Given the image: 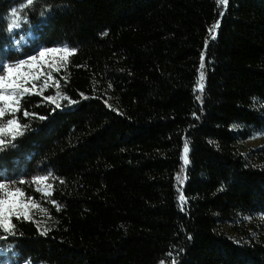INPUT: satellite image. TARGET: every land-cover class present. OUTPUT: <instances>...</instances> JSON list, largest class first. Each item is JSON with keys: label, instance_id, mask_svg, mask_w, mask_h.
Instances as JSON below:
<instances>
[{"label": "trees", "instance_id": "16d2710c", "mask_svg": "<svg viewBox=\"0 0 264 264\" xmlns=\"http://www.w3.org/2000/svg\"><path fill=\"white\" fill-rule=\"evenodd\" d=\"M12 20L77 51L43 91L76 103L26 95L1 137L0 178L38 205L0 230L10 264H264V146L242 148L264 136V0H0V44Z\"/></svg>", "mask_w": 264, "mask_h": 264}, {"label": "snow or ice", "instance_id": "6c2138e0", "mask_svg": "<svg viewBox=\"0 0 264 264\" xmlns=\"http://www.w3.org/2000/svg\"><path fill=\"white\" fill-rule=\"evenodd\" d=\"M228 0H218L219 4H227ZM33 0H27V5L31 6ZM12 15L18 17L16 9H12ZM15 23V22H14ZM13 24H9L11 29ZM214 27H218V24ZM214 38V37H213ZM74 47H48L43 46L41 43H37L33 49V53L27 54L24 58L17 59L15 61H0V71L5 74L0 75V137L5 134H10L13 139L23 134V128L19 123L18 113L21 111V103L26 95H42L43 100L54 104L56 108L61 107L60 101L67 100L70 104H75V100L67 96L60 95L59 92L55 96L47 95L43 96V91L49 87V80H52L51 69L55 68L56 72L60 71V65L68 61L69 57L76 53ZM51 54L57 63L48 65L49 71L43 72L44 64L46 63V57ZM204 56H201V69L204 68ZM44 76V82L42 85H38L37 81ZM201 82L204 79V73L200 74ZM31 84V87L28 85ZM6 115H10L6 123H3V118ZM30 113L27 109L23 110V117L28 118ZM32 116L37 114L32 113ZM45 119V117H39ZM5 144L4 139H0V146ZM185 163H187L188 144H184ZM4 165L3 158H0V166ZM47 176L34 177L33 180L37 183L46 181ZM21 184L25 183L20 181ZM37 191H42L45 194H50V186L45 184L43 189L37 188ZM185 197L180 196L181 202ZM52 203L55 205L56 201ZM32 207H38V205L31 203L30 198H26V193L20 187H10L9 183L0 178V230L5 234H15V225L13 224V218L30 220L29 209ZM42 234H46V230L42 231ZM3 239L9 238L8 235L0 237ZM191 237H189L190 239ZM173 264H176L173 261Z\"/></svg>", "mask_w": 264, "mask_h": 264}, {"label": "rangeland", "instance_id": "374dc122", "mask_svg": "<svg viewBox=\"0 0 264 264\" xmlns=\"http://www.w3.org/2000/svg\"><path fill=\"white\" fill-rule=\"evenodd\" d=\"M223 6L222 4H220ZM224 7V6H223ZM15 22V23H14ZM9 24H13V27L10 29L9 25L7 27V37L5 40L0 44V61H15L20 58H24L27 54H37L33 53V49L36 46L33 41L32 33L27 30L23 29L17 20H12L9 22ZM216 26V25H214ZM211 28L212 35L215 33L216 27ZM50 58V55L46 57V60L48 61ZM5 73L3 71H0V75H4ZM198 88L201 87V83L199 82L197 85ZM11 118L10 115H6L3 118V123H6L7 119ZM5 134L4 136H6ZM3 137V136H2ZM1 139V137H0ZM264 146V136H256L253 139L245 142L242 146L243 149H247L250 147H256V146ZM188 155V153H187ZM182 162L185 163V153L183 150L182 153ZM4 180V178H2ZM6 181V180H4ZM225 231L228 234H231V231L229 229H225ZM0 264H10L9 259H7V256L4 252L0 251Z\"/></svg>", "mask_w": 264, "mask_h": 264}, {"label": "bare ground", "instance_id": "6f19581e", "mask_svg": "<svg viewBox=\"0 0 264 264\" xmlns=\"http://www.w3.org/2000/svg\"><path fill=\"white\" fill-rule=\"evenodd\" d=\"M223 6H225L226 4H222Z\"/></svg>", "mask_w": 264, "mask_h": 264}]
</instances>
